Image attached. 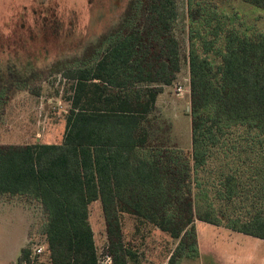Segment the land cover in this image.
Masks as SVG:
<instances>
[{"label":"trees","instance_id":"1","mask_svg":"<svg viewBox=\"0 0 264 264\" xmlns=\"http://www.w3.org/2000/svg\"><path fill=\"white\" fill-rule=\"evenodd\" d=\"M186 1L198 25L187 57L175 35L177 0H130L80 57L52 66L67 67L74 81L61 143L0 146V196L41 204L48 264H100L89 222L98 201L115 264L131 254L124 215L179 240L176 252L195 248L197 221L264 240V35L220 6L264 12V0ZM186 62L189 153L156 115ZM34 76L10 74L0 107ZM37 258L24 248L18 264Z\"/></svg>","mask_w":264,"mask_h":264},{"label":"rangeland","instance_id":"2","mask_svg":"<svg viewBox=\"0 0 264 264\" xmlns=\"http://www.w3.org/2000/svg\"><path fill=\"white\" fill-rule=\"evenodd\" d=\"M130 0H0V89L14 72L36 73L30 88L16 90L0 107V146L59 144L65 133L64 116L74 81L67 67L52 68L58 61L80 57L122 18ZM175 35L187 57L189 32L198 25L189 18L186 0H177ZM237 14L240 25L264 35V12L237 1L220 5ZM182 88L184 96H179ZM190 86L187 62L176 82L158 98L156 115L172 127L173 146L190 152ZM194 186V185H193ZM195 192V191H194ZM100 264L109 252L106 221L101 203L89 207ZM41 204L34 199L0 196V264H18L21 252L45 246ZM123 244L131 254L126 264H264V240L197 221L195 248L132 216L121 218ZM186 243L191 240L186 239ZM35 264H48L37 255ZM172 258V259H171Z\"/></svg>","mask_w":264,"mask_h":264},{"label":"built area","instance_id":"3","mask_svg":"<svg viewBox=\"0 0 264 264\" xmlns=\"http://www.w3.org/2000/svg\"><path fill=\"white\" fill-rule=\"evenodd\" d=\"M179 96L183 97L184 96V91L182 88H180L179 90ZM45 251V246L39 245L35 248L34 254L35 255H41L43 254ZM104 264H113L111 259L109 258L108 260L104 261Z\"/></svg>","mask_w":264,"mask_h":264},{"label":"water","instance_id":"4","mask_svg":"<svg viewBox=\"0 0 264 264\" xmlns=\"http://www.w3.org/2000/svg\"><path fill=\"white\" fill-rule=\"evenodd\" d=\"M189 110H190V108H189Z\"/></svg>","mask_w":264,"mask_h":264}]
</instances>
